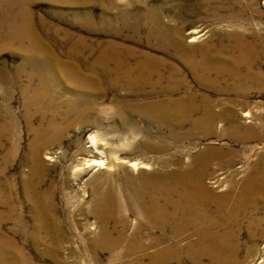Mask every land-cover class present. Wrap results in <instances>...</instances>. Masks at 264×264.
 Returning a JSON list of instances; mask_svg holds the SVG:
<instances>
[{
  "label": "rangeland",
  "instance_id": "rangeland-1",
  "mask_svg": "<svg viewBox=\"0 0 264 264\" xmlns=\"http://www.w3.org/2000/svg\"><path fill=\"white\" fill-rule=\"evenodd\" d=\"M26 1L32 23L16 29L9 12H20L24 0H0V264H125L118 254L134 236L145 245L138 254L164 250L161 264H213L211 255L199 261L165 251L173 228L163 236L145 211L151 198L140 195L151 175L193 166L210 147L232 151L211 160L207 186L217 194L241 191L239 181L264 169V82L237 86L213 76L214 84L205 83L163 32L181 28L196 58L203 48L233 43V35L245 37L259 44L255 70L264 73V0ZM196 28L201 34L193 40ZM104 51L110 67L116 56L132 67L151 56L163 61L160 85L109 86L111 74L99 63ZM67 64L70 72L91 73L93 82L103 79L104 87L90 94L71 84ZM54 75L61 81L47 88ZM190 95L192 119L204 115L208 99L217 113L211 124L182 118ZM168 97L186 104L156 105ZM55 124L64 127L59 135L47 131ZM96 161L104 164L87 167ZM155 194L164 203L161 191ZM208 209L217 215L215 203ZM263 217L264 198L242 217L237 262L228 264H264V230L257 241L248 235L249 223ZM105 224L110 238L127 233L119 249L101 241Z\"/></svg>",
  "mask_w": 264,
  "mask_h": 264
},
{
  "label": "bare ground",
  "instance_id": "bare-ground-1",
  "mask_svg": "<svg viewBox=\"0 0 264 264\" xmlns=\"http://www.w3.org/2000/svg\"><path fill=\"white\" fill-rule=\"evenodd\" d=\"M28 2L24 0V7H22L20 12H13V10L9 12V14H14L13 25H15L16 29L22 27L23 24L32 23L28 15V18L25 19L26 14H28ZM163 33L165 40L178 43L174 47L175 53L183 57L191 70L205 83L214 84L215 81L210 80L213 79V76L217 78L230 77L235 81V85L237 86L243 85L244 82L251 78H257L261 82H264V73L255 70L256 58L261 54V48L259 44L249 41L245 37L241 38L240 35H233L231 39L233 43L227 45L221 42L214 47L203 48L201 57L196 58L188 52L187 49L189 47L181 36L183 35L181 34V28L173 27V32L164 31ZM191 34L194 37L193 40H196L200 36L201 30L196 28ZM19 36L21 39L24 37L22 34H19ZM30 36L33 43L31 47L36 51L37 47L40 46L38 43H35V37H38V34L37 36L36 34L35 36L33 34ZM35 51L34 54H36ZM113 59V67H110V58L106 51L100 55V60L98 59L100 65L103 66L102 69L111 74V77L108 79L109 86L132 90L138 86L145 88L149 85H160L162 81L163 61H156V58L151 56L139 61L136 67H132L129 60L123 59L120 56H116ZM64 66L65 71H68L65 73L67 81L80 86L87 93L91 94L89 92L91 88L97 89L105 85L103 79L93 82L90 76L91 73L74 72L72 70L70 72L71 66L68 64ZM61 79L62 77L54 75L52 82L49 83L47 88H52ZM188 101L191 108L183 113L182 118L184 120H191L194 125L203 122L211 124L213 122L217 113L208 99L206 100L204 115L199 119H192L191 117L193 114L192 110H196L197 106L194 95H190ZM159 103L181 107L186 104V101L168 97L165 101L157 102L156 105ZM227 113L234 116L237 114L233 109H229ZM245 115L251 117V112L247 111ZM164 116H166V113L158 115L159 118L163 119ZM47 131L48 133L59 135L64 131V127L55 124L54 126L51 125ZM232 137L238 138L237 135ZM231 151L232 148L210 147L201 154H198L193 166L174 172L155 173L149 179L145 178L146 192L140 196L143 197L144 195L151 198V204L145 207L146 213L152 219H155L157 226L163 232V236L166 235V230L169 226L173 228L174 242L167 245L165 251H173L177 255L184 251L199 261L211 255L213 264L237 262V253L239 252L241 238L244 234L242 232V217L247 215L249 205L255 206L260 199L264 198V169L256 175H249L244 180L239 181L241 186V191L239 192L230 190L221 194L215 193L206 184V178L210 173L211 160L217 156H226ZM101 164H104L103 161H96L91 164L89 163V165L87 163V167ZM131 165L137 167L140 163L134 162ZM142 166L144 165L142 164ZM128 179H130L129 176ZM215 183L220 184L221 182L217 180ZM227 186V184L223 185V187ZM155 191H161L164 203L161 202L160 194H155ZM116 199L110 197L113 203L110 207L113 209H115L113 201ZM212 203L217 205L218 213L215 217L210 214L208 209ZM248 227L249 239L257 241L264 230V217L251 221ZM111 233L112 231L105 224L101 241L103 244L108 245V248L117 250L127 237V233L121 231L118 236H111L110 238L109 235ZM139 248L141 250L145 249V245L137 236H134L130 240L127 252L124 254L119 253L118 259L122 261H124V258L128 259L125 264H161L162 251L164 250L158 251L157 254L149 255L148 253L144 254V252L138 254ZM147 257L150 259L148 262H146Z\"/></svg>",
  "mask_w": 264,
  "mask_h": 264
}]
</instances>
